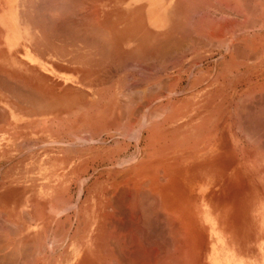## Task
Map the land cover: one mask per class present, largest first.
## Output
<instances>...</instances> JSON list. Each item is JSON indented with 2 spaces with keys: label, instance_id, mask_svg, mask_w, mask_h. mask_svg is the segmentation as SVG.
Instances as JSON below:
<instances>
[{
  "label": "rangeland",
  "instance_id": "374dc122",
  "mask_svg": "<svg viewBox=\"0 0 264 264\" xmlns=\"http://www.w3.org/2000/svg\"><path fill=\"white\" fill-rule=\"evenodd\" d=\"M13 4L0 264H264L225 203L264 158V0H87L75 50L57 0Z\"/></svg>",
  "mask_w": 264,
  "mask_h": 264
},
{
  "label": "crops",
  "instance_id": "0c3cea01",
  "mask_svg": "<svg viewBox=\"0 0 264 264\" xmlns=\"http://www.w3.org/2000/svg\"><path fill=\"white\" fill-rule=\"evenodd\" d=\"M57 1L59 3V15L63 18L57 28L58 33L61 36L63 35V38H60L64 40L65 44L74 43V49H80L82 35L81 8L83 2L87 0ZM89 2H92V0H89ZM65 48L68 47L65 46ZM236 162H239L240 165L235 167L234 171L233 195L227 196V202H225L226 204H233V206L229 204V209H232V211L227 212L226 224L232 225L233 229L231 231L229 229V233L237 236V239H249L256 242L258 250L262 253L261 256L264 257V158L262 160L259 157L255 160L251 159L250 168L244 170H242V159L240 158ZM169 258L172 259V255Z\"/></svg>",
  "mask_w": 264,
  "mask_h": 264
},
{
  "label": "bare ground",
  "instance_id": "6f19581e",
  "mask_svg": "<svg viewBox=\"0 0 264 264\" xmlns=\"http://www.w3.org/2000/svg\"><path fill=\"white\" fill-rule=\"evenodd\" d=\"M16 0H5V2H6V7H7V11L5 12V14H7L8 16V18H9V16H11V14L12 13H10L11 11H12V6L14 5L13 4V2H15ZM45 3V2H44ZM13 4V5H12ZM49 8V7H48ZM66 8V7H65ZM73 8V7H72ZM74 8H75V6H74ZM38 9V8H37ZM82 9V8H81ZM73 11V10H72ZM71 11V12H72ZM47 12H48V10H47ZM63 12V11H62ZM4 13V12H3ZM46 13V12H45ZM73 13V12H72ZM27 14H29V13H27ZM66 14V13H65ZM5 17H6V15H5ZM63 19V18H62ZM32 20V19H31ZM48 20V19H47ZM56 20V19H55ZM9 21V20H8ZM10 22V21H9ZM49 24V23H48ZM51 24V23H50ZM14 24H12V30L14 29V26H13ZM60 25V24H59ZM8 26H9V24H8ZM43 27V26H42ZM72 27V26H71ZM174 27V26H173ZM24 28V27H23ZM46 28V27H45ZM82 28V27H81ZM100 28V27H99ZM47 29V28H46ZM63 29V28H62ZM177 29H179V28H177ZM10 30H11V28H10ZM40 30V29H39ZM61 30V29H60ZM50 31V30H49ZM71 31H72V28H71ZM102 31V30H101ZM42 32V31H41ZM51 32V31H50ZM62 32V31H61ZM73 32V31H72ZM75 32V31H74ZM100 32V31H99ZM102 32H104V31H102ZM107 32H108V30H107ZM58 33V32H57ZM63 33V32H62ZM9 34V33H8ZM14 34V35H13ZM13 34H12V39L15 41V39H18V38H16V34H15V32H13ZM79 34V33H78ZM71 35V34H70ZM141 35V34H140ZM8 36H10V35H8ZM67 36V35H66ZM95 36V35H94ZM104 36V35H103ZM102 36V37H103ZM134 36V35H133ZM137 36V35H136ZM107 37V36H106ZM149 37V36H148ZM9 38H11V36L9 37ZM63 38V37H62ZM109 38V37H108ZM137 38H138V36H137ZM164 38V37H163ZM179 38V37H178ZM82 39V38H81ZM84 39V38H83ZM111 39V38H110ZM132 39H133V37H132ZM165 39V38H164ZM168 39V38H167ZM175 39V38H174ZM52 40V39H51ZM106 40V39H105ZM145 40V39H144ZM143 40V41H144ZM169 40V39H168ZM20 41V40H19ZM62 41V40H61ZM97 41V40H96ZM115 41V40H114ZM159 41V40H158ZM158 41H156V42H158ZM178 41V40H177ZM63 42H64V40H63ZM107 42V41H106ZM111 42V41H110ZM113 42V41H112ZM179 42H180V40H179ZM91 43H93V42H91ZM146 43V42H145ZM154 43V42H153ZM169 43V42H168ZM54 44V43H53ZM76 44V43H75ZM109 44V43H108ZM112 44V43H111ZM167 44V43H166ZM172 44V43H171ZM180 44V43H179ZM1 45V44H0ZM113 45H114V43H113ZM147 45V44H146ZM153 45V44H152ZM2 46V45H1ZM66 46V45H65ZM84 46V45H83ZM87 46H89V45H87ZM96 46H97V44H96ZM99 46V45H98ZM164 47V46H163ZM5 48V47H4ZM13 48V47H12ZM96 48V47H95ZM137 48V47H136ZM66 49V48H65ZM138 49V48H137ZM149 49H151L150 48V46H149ZM148 49V50H149ZM159 49V48H158ZM75 50V49H74ZM74 50H72V51H74ZM133 50V49H132ZM101 51V50H100ZM135 51H139V50H135ZM141 51V50H140ZM158 51V50H157ZM3 53H4V51H2ZM107 52V51H106ZM165 52H167V51H165ZM91 53V52H90ZM102 53V52H101ZM119 53V52H118ZM121 53V52H120ZM137 53H139V52H137ZM154 53V52H153ZM161 53V52H160ZM94 54V53H93ZM139 54H141V53H139ZM118 55V54H117ZM130 55V54H129ZM163 55V54H162ZM78 56V55H77ZM80 56V55H79ZM101 56V55H100ZM131 56V55H130ZM141 56V55H140ZM157 56V55H156ZM164 56V55H163ZM17 57V56H16ZM3 60V59H2ZM9 63V62H8ZM15 64V63H14ZM1 65V64H0ZM3 65V64H2ZM1 65V66H2ZM10 65V64H9ZM18 65H20V64H18ZM20 67V66H19ZM95 67V66H94ZM1 68V67H0ZM3 68V67H2ZM4 69V68H3ZM1 71V70H0ZM4 71H2L1 73H3ZM5 73V72H4ZM11 73H13L14 75H15V73L14 72H11ZM7 74V73H6ZM7 75H9V74H7ZM13 75V76H14ZM1 76V75H0ZM16 77V76H15ZM11 77H9V79H10ZM83 78V77H82ZM13 79V78H12ZM1 80V79H0ZM2 80H3V78H2ZM16 80V79H15ZM21 80V79H20ZM7 81V80H6ZM13 80H11V82H12ZM23 81V80H22ZM21 81V82H22ZM2 82H4V81H2ZM2 84V83H1ZM9 84H11V83H9ZM15 84V83H14ZM14 84H12V85H14ZM18 85V84H17ZM25 85V84H24ZM2 86V85H1ZM15 86V85H14ZM5 87V86H4ZM7 88H9V87H7ZM3 89V88H2ZM6 89V88H5ZM12 89V88H11ZM14 89H17V88H14ZM10 90V89H9ZM9 90H7V92L9 91ZM18 90V89H17ZM34 91V90H33ZM6 92V91H5ZM29 92V91H28ZM71 92V91H70ZM22 93V92H21ZM27 93V92H26ZM38 93V92H37ZM14 94V93H13ZM19 94V93H18ZM27 94H29V93H27ZM8 95V94H7ZM23 95V94H22ZM36 95H38V94H36ZM53 95H55V94H53ZM11 96V95H10ZM9 96V97H10ZM26 96V95H25ZM70 96V95H69ZM27 97V96H26ZM58 97V96H57ZM59 98V97H58ZM71 98V97H70ZM34 99H35V97H34ZM78 100V99H77ZM24 101V100H23ZM53 101V100H52ZM58 100L56 99V102H57ZM29 103V102H28ZM55 103V102H54ZM58 103V102H57ZM70 103V102H69ZM64 104V103H63ZM28 105V104H27ZM35 105V104H34ZM42 105H43V103H42ZM58 105V104H57ZM71 105V104H70ZM75 105H76V103H75ZM30 106V105H29ZM33 106V105H32ZM49 106V105H48ZM51 106V105H50ZM59 106H60V104H59ZM31 107V106H30ZM38 107V106H37ZM69 107V106H68ZM58 108V107H57ZM56 108V109H57ZM42 109V108H41ZM47 109V108H46ZM49 109V108H48ZM39 111V110H38ZM26 112V111H25ZM40 112V111H39ZM3 115V114H2ZM118 190V189H117ZM125 190V189H124ZM116 195V194H115ZM125 196V195H124ZM122 199V198H121ZM133 199V198H132ZM130 200V199H129ZM125 201V200H124ZM133 201V200H132ZM132 201H131V203H132ZM135 202V201H134ZM113 204V203H112ZM137 209V208H136ZM116 211V210H115ZM119 211V210H118ZM110 212V211H109ZM122 212H124V210L122 211ZM130 212H131V210H130ZM129 212V213H130ZM127 213V212H126ZM110 214V213H109ZM119 215H120V213H119ZM126 215V214H125ZM134 217V216H133ZM108 219V218H107ZM109 220V219H108ZM131 220V219H130ZM112 222V221H111ZM109 224V223H108ZM117 225V224H116ZM119 226V225H118ZM114 228H116V227H114ZM118 228V227H117ZM141 228V227H140ZM113 230V229H112ZM141 232V231H140ZM140 232H139V234H140ZM124 233V232H123ZM127 234V233H126ZM109 235V234H108ZM125 235V234H124ZM128 235V234H127ZM141 235V234H140ZM110 237V236H109ZM122 239H123V237H122ZM137 242V241H136ZM139 242V241H138ZM140 243V242H139ZM141 244V243H140ZM139 246V245H138ZM138 248V247H137ZM112 249V248H111ZM140 249V248H139ZM120 250V249H119ZM138 250V249H137ZM129 251V250H128ZM117 253V252H116ZM119 254V253H118ZM131 255V254H130ZM1 256V255H0ZM132 256V255H131ZM129 257V256H128ZM4 260V259H3ZM139 260V262H140V259H138ZM137 261V260H136ZM2 262V261H1ZM123 262V261H122ZM128 262V261H127ZM134 262V261H133ZM130 263H132V262H130ZM137 263V262H136ZM138 264V263H137Z\"/></svg>",
  "mask_w": 264,
  "mask_h": 264
}]
</instances>
